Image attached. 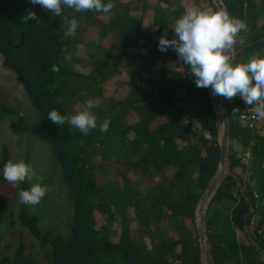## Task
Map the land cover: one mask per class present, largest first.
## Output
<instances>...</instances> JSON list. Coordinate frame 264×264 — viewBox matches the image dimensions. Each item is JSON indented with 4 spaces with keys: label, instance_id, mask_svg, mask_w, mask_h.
<instances>
[{
    "label": "trees",
    "instance_id": "1",
    "mask_svg": "<svg viewBox=\"0 0 264 264\" xmlns=\"http://www.w3.org/2000/svg\"><path fill=\"white\" fill-rule=\"evenodd\" d=\"M223 1L229 14L246 21L249 28L238 34L245 38L235 46V60L246 62L256 53L264 56V0ZM112 4L107 14L64 8L62 17H53L30 0H0L1 62L16 74L46 129L62 182L72 197L66 235L41 229L31 206L18 198V222L35 238L45 260L40 263L34 248L33 253L26 251V244L18 242L0 264H201L193 220L199 197L219 166L217 112L212 102L185 107L177 92L188 82L195 83V78L171 47L166 52L158 48L161 35L174 37L175 22L187 6L182 0H112ZM29 9L38 21L23 20ZM146 16H150L149 31L143 28ZM65 17L78 21V36L65 38ZM88 31L96 34V41L86 37ZM79 42H90L98 55L87 48L85 55H74L71 64L65 59L66 51ZM135 56L140 58L138 65L125 72L120 69L122 59ZM157 61L161 64L155 76L151 67ZM53 65L59 71H52ZM113 75L117 76L115 93L123 92L121 96L103 93ZM196 93L203 97L208 90ZM89 98L102 101L92 109L97 128L89 134L67 121L55 125L48 119L53 109L61 115L76 114V102ZM222 98L229 115V142L251 147L250 173L247 177V166L237 151L230 150L228 171L205 209L209 260L211 264H264V132L241 124L239 97ZM0 107L14 114L4 102ZM130 111L136 115L132 121L127 119ZM105 120L108 130L101 132ZM8 153L3 145L1 167L10 159ZM23 160L30 164L28 154ZM111 168L120 174L121 183L117 174L111 181L98 177L96 171ZM30 185L26 181L14 188L19 192ZM220 203H227L225 210ZM129 206L132 215L127 213ZM95 210L103 214L104 223L97 224ZM7 211L0 195V221ZM169 229L174 233L169 234Z\"/></svg>",
    "mask_w": 264,
    "mask_h": 264
},
{
    "label": "clouds",
    "instance_id": "2",
    "mask_svg": "<svg viewBox=\"0 0 264 264\" xmlns=\"http://www.w3.org/2000/svg\"><path fill=\"white\" fill-rule=\"evenodd\" d=\"M30 2L41 6L45 11H50L53 17H62L64 8L72 9L77 13L95 11L103 14L109 13L113 8L112 0H108L107 3L104 0H30ZM23 20L38 21L39 17L34 10L29 9ZM65 21V38H74L79 27L78 21L75 18L69 20L66 17ZM173 30L172 39H169L166 33L161 35L158 48L161 52H166L171 47L177 53L178 57L189 66L197 88H211L214 96H222L229 101L239 97L242 103L240 113L247 106H251L255 113L264 117V56L256 53L248 57L246 62H238L234 56L236 36L241 31L249 30L246 21L231 16L227 10L222 8L201 9L195 5H189L184 14L177 18ZM65 59L71 60V56L68 55ZM52 71L57 72L59 69L53 65ZM101 103L99 98H89L76 114L61 115L53 109L48 113V119L55 125H62L67 121L80 133L87 135L90 130L97 128V117L92 109L99 107ZM240 121L242 125L248 126L241 119ZM217 123L219 124L218 113ZM108 126L109 121L105 120L99 130L106 132ZM262 129L263 127L259 129L260 132H264ZM244 149L241 148V152ZM250 160L248 164L241 160L247 166V177L250 173V168H248ZM3 178L15 187H19L26 181H37L31 183L30 187L19 190V202L24 205L39 204L48 191L47 186L39 182L43 177L37 176L32 165L23 159H9L3 166ZM195 215L199 217L196 211Z\"/></svg>",
    "mask_w": 264,
    "mask_h": 264
},
{
    "label": "rangeland",
    "instance_id": "3",
    "mask_svg": "<svg viewBox=\"0 0 264 264\" xmlns=\"http://www.w3.org/2000/svg\"><path fill=\"white\" fill-rule=\"evenodd\" d=\"M174 1V0H173ZM195 0H182V2L188 7L189 5H195L198 8H206L213 7L217 9L215 3L210 0H198L197 3ZM133 14H137L136 11H132ZM104 17L106 15H103ZM143 28L145 31L150 30V16L144 17ZM79 33L76 35L78 36ZM86 37L89 40H97L96 34L92 31H88L85 33ZM96 36V37H95ZM158 36L156 33L153 34V38L156 39ZM244 36L239 37L237 42V46L240 45V42L244 41ZM109 39H105L103 42H107ZM94 51V55H98L96 48L89 42L83 43L79 42L75 46H71L68 51H66L67 56H71V60L69 63L74 62V55H85L86 49ZM140 58L135 57H125L120 61V69L128 71L130 68L138 65ZM158 63L151 67V74L158 76L159 72L157 67L160 66L161 61H157ZM76 67H80L83 70H86L84 67L80 66L77 62H75ZM88 69V68H87ZM123 78L128 76V72L122 75ZM117 76L113 75L108 81L104 84V94L109 96L116 95L121 96L123 92H119V94L115 93V86L117 82ZM197 89H201L202 91L208 90V95L199 97L196 93ZM178 97H181L180 101H182L185 107L188 109L195 108L197 106L212 102L215 110L218 113V121H219V134L221 133L222 122L220 119V109L218 104L215 101V97L212 94L209 88H197L195 83L188 84L179 89L177 92ZM0 102H4L6 105L10 106L14 110V114L6 113L1 111L0 107V159H1V147L6 145L9 151V158L12 160L24 159L25 155L28 154L30 158V164L34 168L37 176L43 177L39 182L42 185L47 186L48 191L46 195L42 198L39 204L35 206H31V211L34 212L38 218L41 229H50L53 232H59L61 234L66 235L69 230V225L71 222L72 215V197L68 188L64 185L60 175L59 164L54 156L53 147L50 139L47 136L46 129L38 122L37 117L32 111V107L30 105V101L23 89L22 84L18 81L16 74L8 67L4 66L1 62L0 55ZM83 101L80 99L74 105L75 110H80L83 108ZM136 117L134 111H130L127 119L132 121ZM23 118V119H22ZM24 120V121H23ZM242 123V122H241ZM264 125V117H261L257 122L258 129H261ZM263 130V129H262ZM230 150H235L238 153L241 152V147L237 145L234 140L229 142L228 146V154ZM112 155V153H110ZM98 158V156H96ZM227 161V160H226ZM220 165L218 166L214 175H216L219 171L221 173ZM112 169V168H111ZM98 177L102 179V181H111L113 174H117V178L119 183H121V176L117 171H96ZM218 174V175H219ZM217 175V176H218ZM248 179V178H247ZM37 181H30L31 183H35ZM0 195L6 201L8 205V211L5 213L4 217L0 221V232H1V240H0V260L2 257L9 255L11 256L13 253V249L17 245L18 242H23L26 244V251H31L33 253V248L35 249L34 257L42 263L45 258L43 256L44 251L41 249H37V241L35 238L29 233V231L22 226L17 219L16 213L18 208V192L14 188V186L8 183L3 178V167L0 166ZM206 204V202H205ZM205 204L203 209L205 208ZM227 203H220V206L225 210V205ZM198 205V204H197ZM202 201L199 204L201 207ZM97 217V224L100 225L104 223V216L99 211H94ZM127 213L129 215L133 214L132 208L129 206L127 209ZM119 218V216H117ZM254 219H256V214H254ZM197 215L193 220L194 225L196 226ZM256 221V220H255ZM116 228L119 227V222H114ZM131 225L134 226V223ZM169 234H173L174 231L172 229L168 230ZM244 238L243 236H241ZM112 240H116L117 236L112 235ZM206 246L208 249L207 238H205ZM207 257L208 250H207ZM210 259V258H209ZM210 262V260H209ZM211 264V262H210Z\"/></svg>",
    "mask_w": 264,
    "mask_h": 264
},
{
    "label": "water",
    "instance_id": "4",
    "mask_svg": "<svg viewBox=\"0 0 264 264\" xmlns=\"http://www.w3.org/2000/svg\"><path fill=\"white\" fill-rule=\"evenodd\" d=\"M213 2L215 3L217 9L222 8V9L226 10V7H225L223 0H213ZM209 89L211 90V88H209ZM214 97H215V101L218 104V107L220 109V119L222 122L221 133L219 134V156H220L219 164L221 166L220 167L221 175H220V178L217 182H215V176L216 175H214L209 180L206 188L204 189L203 193L201 194V196L203 194H205L206 197H208V200L228 170V164L226 162V159H227L228 144H229V115H228L226 104H225L222 96H214ZM218 126H219V124H218ZM208 200L205 204V208H206V205L208 203ZM205 208L203 209V211L201 210V208L198 207V205L196 208V212L199 215V217L196 221V231H197V235H198V240H199L200 245H201V247H200L201 264H205V261L203 259V255H202V251L204 248L203 242H204L205 238L207 237V231L205 228ZM249 211H250V208L245 213V216L247 215V213Z\"/></svg>",
    "mask_w": 264,
    "mask_h": 264
},
{
    "label": "built area",
    "instance_id": "5",
    "mask_svg": "<svg viewBox=\"0 0 264 264\" xmlns=\"http://www.w3.org/2000/svg\"><path fill=\"white\" fill-rule=\"evenodd\" d=\"M239 35L236 36L235 40L236 43L234 45V49L235 51L237 50L235 48L238 40H239ZM242 101V100H241ZM243 102V101H242ZM244 103V102H243ZM262 116L258 115L257 113H255L253 107L251 106H247L244 110H242V112L240 113V119L243 121L244 124H247L250 127H255L257 125L258 120L261 118ZM250 143H252V140H250ZM241 160L243 162H245L246 164H248L249 160H250V156H251V152H250V147L245 148L241 154H239Z\"/></svg>",
    "mask_w": 264,
    "mask_h": 264
},
{
    "label": "bare ground",
    "instance_id": "6",
    "mask_svg": "<svg viewBox=\"0 0 264 264\" xmlns=\"http://www.w3.org/2000/svg\"><path fill=\"white\" fill-rule=\"evenodd\" d=\"M219 169H220V168H219ZM219 171H220V170H218V173H217L216 176H215V182H217V181L219 180V178H220L221 173L219 174ZM218 174H219V175H218ZM217 175H218V176H217ZM207 200H208V197H206L205 194H203V195L200 197V199H199L198 207H199L200 202L202 201V205H201V207H199V208H201L202 211H203V206H204L205 202H207ZM203 245H204V248H203V251H202L203 259H204V261H205V264H210V262H209V258L207 257V249L205 248V246H206V241H205V240H204V242H203Z\"/></svg>",
    "mask_w": 264,
    "mask_h": 264
}]
</instances>
